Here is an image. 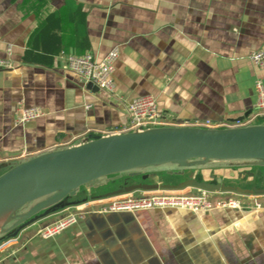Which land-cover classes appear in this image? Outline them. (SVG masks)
<instances>
[{
	"label": "crops",
	"instance_id": "1",
	"mask_svg": "<svg viewBox=\"0 0 264 264\" xmlns=\"http://www.w3.org/2000/svg\"><path fill=\"white\" fill-rule=\"evenodd\" d=\"M114 48L111 94L89 89L59 59L73 53L102 60ZM258 50L264 0H0V59L11 64L0 69V164L111 135L128 123L131 101L145 95L178 127L235 121L254 108L255 80L264 83V68L250 59ZM19 103L44 116L15 126ZM226 193L210 199L223 201ZM101 195L78 193L14 221L0 236V260L264 264V196L237 194L238 209L103 213L112 200ZM70 214L74 224L42 237Z\"/></svg>",
	"mask_w": 264,
	"mask_h": 264
},
{
	"label": "water",
	"instance_id": "2",
	"mask_svg": "<svg viewBox=\"0 0 264 264\" xmlns=\"http://www.w3.org/2000/svg\"><path fill=\"white\" fill-rule=\"evenodd\" d=\"M88 88L98 90L92 83H88ZM248 115L235 121H241ZM219 162L264 165V125L229 129L164 127L96 136L83 143L0 164V170L6 169L0 175V208L23 187L27 197L3 225L0 236L14 221L22 223L43 208L68 196L77 195L81 188L103 185L109 178L117 180L122 174L136 176L144 170L166 165L170 168H184L189 164ZM244 176L253 177L254 173L243 171L237 178ZM187 187H197L209 192L264 196V188L260 187L242 189L219 183L211 185L187 181L176 186L157 183L131 184L105 193L99 198H112L135 192L181 190Z\"/></svg>",
	"mask_w": 264,
	"mask_h": 264
},
{
	"label": "built area",
	"instance_id": "3",
	"mask_svg": "<svg viewBox=\"0 0 264 264\" xmlns=\"http://www.w3.org/2000/svg\"><path fill=\"white\" fill-rule=\"evenodd\" d=\"M119 58L118 48L112 49L102 60H98L93 54L76 55L73 53H61L59 59L64 62L66 68L75 74L84 83H92L106 93H113L115 81L113 78L115 64ZM253 64L264 68V50L252 53L250 57ZM10 62L0 59V69L9 68ZM256 101L251 113L241 121L227 123H213L211 121H194L185 127L201 129H229L242 128L252 125H264V83L257 78L254 82ZM129 120L112 132L113 134H126L134 131H144L154 128L178 127L164 117L158 109V102L154 96L145 95L137 97L128 106ZM44 116V112L38 107H26L19 103L16 109L15 126L24 125ZM242 205L239 200L211 201L208 194L202 192L197 196H151L130 197L124 200H112L101 209L103 213L109 212H134L153 209H178L194 213L209 212L214 208H235ZM255 209H262L261 203L254 204ZM77 215L70 214L54 226L46 228L42 232L43 238H50L56 233L76 222ZM0 264H4L0 260Z\"/></svg>",
	"mask_w": 264,
	"mask_h": 264
},
{
	"label": "rangeland",
	"instance_id": "4",
	"mask_svg": "<svg viewBox=\"0 0 264 264\" xmlns=\"http://www.w3.org/2000/svg\"><path fill=\"white\" fill-rule=\"evenodd\" d=\"M77 143H72L66 146H72ZM63 146V147H66ZM237 163V162H236ZM169 166V165H168ZM166 165L157 169H148L140 172V174L136 176H129L128 174H122L119 179L113 180L109 178L107 183H103V185L94 187V186H86L79 190V193L89 191L91 194L101 193L105 194L116 189L122 188L126 185L138 184V183H146V184H154L157 183L159 185H179L185 183L187 181H197L199 183L204 182L211 185L216 184H224L225 186L239 187L242 189H249L251 187H264V165H253L252 163L245 164H230L225 162L219 163H200V164H189L184 168L179 167H168ZM6 169L0 170V175L4 173ZM248 171L254 173L253 177L244 176L241 179H238L236 175L237 173ZM171 172V173H170ZM234 174V177H231V174ZM205 192L208 196L214 197V192L205 191L199 189L197 187H188V189L184 190V192H175L173 190H163L154 193H143V192H135L129 195H121L111 198L110 200H124L127 198L134 197H151V196H197ZM250 197L254 199L255 195H250ZM223 201L228 200H242L243 198L236 193H226L222 194Z\"/></svg>",
	"mask_w": 264,
	"mask_h": 264
},
{
	"label": "bare ground",
	"instance_id": "5",
	"mask_svg": "<svg viewBox=\"0 0 264 264\" xmlns=\"http://www.w3.org/2000/svg\"><path fill=\"white\" fill-rule=\"evenodd\" d=\"M26 200L27 197L24 195L23 187L0 208V230Z\"/></svg>",
	"mask_w": 264,
	"mask_h": 264
},
{
	"label": "flooded vegetation",
	"instance_id": "6",
	"mask_svg": "<svg viewBox=\"0 0 264 264\" xmlns=\"http://www.w3.org/2000/svg\"><path fill=\"white\" fill-rule=\"evenodd\" d=\"M253 187L249 188V189H252ZM260 188H264V187H260Z\"/></svg>",
	"mask_w": 264,
	"mask_h": 264
}]
</instances>
